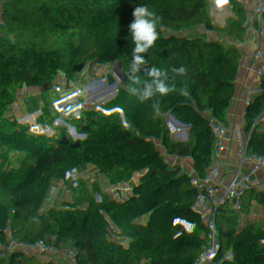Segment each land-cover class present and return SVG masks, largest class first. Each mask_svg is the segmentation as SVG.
Here are the masks:
<instances>
[{
	"label": "trees",
	"instance_id": "obj_1",
	"mask_svg": "<svg viewBox=\"0 0 264 264\" xmlns=\"http://www.w3.org/2000/svg\"><path fill=\"white\" fill-rule=\"evenodd\" d=\"M235 1L0 0V13L9 17L0 26V70L24 76L29 88L19 111L12 103L0 116L3 229L17 205L39 204L36 195L80 192L83 202L82 215L62 238L79 240L86 257L76 242L48 241L31 252L37 263L129 264L127 244L148 256V264H172L169 248L184 252L201 188L202 139L194 152L175 155L159 117L166 95L156 89L159 77L150 75L154 65L145 61L128 74L117 55L135 47L129 25L137 6L158 18L159 37L167 25L177 34L216 27L220 8L231 24L260 18L261 10L238 8ZM251 87L252 98L264 101V68ZM249 149L254 160L263 157L264 134L231 127L225 155L238 199L206 236L207 256L232 229L228 211L235 209L240 220L246 201L264 196V169L237 173ZM155 161L160 165L150 164ZM258 231L263 242L240 264H257L262 255L264 225ZM4 239L13 264H28L13 256L8 233Z\"/></svg>",
	"mask_w": 264,
	"mask_h": 264
},
{
	"label": "built area",
	"instance_id": "obj_2",
	"mask_svg": "<svg viewBox=\"0 0 264 264\" xmlns=\"http://www.w3.org/2000/svg\"><path fill=\"white\" fill-rule=\"evenodd\" d=\"M238 1L242 8L261 10L260 18L247 24H231L229 15L220 8L214 16L216 27H199L177 34L170 26H164L154 45L140 54L160 71V83L171 89L159 109L161 124L169 139L184 153L182 143L192 133L201 136L202 173L213 176L210 190L214 196L213 218L207 221L204 240L222 222L223 209L237 204L238 196L231 191L235 171L225 155L229 130L242 128L250 136L264 134V101L251 96L253 76L264 68V0ZM8 20L6 13H0V26ZM117 57L128 74L142 66L133 65V49ZM181 67L186 69L185 73L174 71ZM27 91L24 76L0 70V116L12 103L19 111ZM249 152L253 154L251 149ZM252 157L243 155L239 175L247 170L243 162H251ZM256 163L264 169V157ZM58 195H45L37 208L20 204L12 211L7 222L10 246L15 248L13 256L24 257L29 264H40L31 255L32 251H41L48 241L63 243L62 234L67 226L61 219L72 213L75 225L77 205L72 197L59 199ZM228 213L233 218L232 229L208 256L206 253L198 256L192 264L213 261L240 264L241 258L263 242L258 230L264 225V196L246 201L240 220L235 209ZM129 248L131 252V246L125 245V254ZM168 254L172 264L187 262L183 252L169 248ZM7 263L13 264V261L0 254V264ZM257 264H264V251Z\"/></svg>",
	"mask_w": 264,
	"mask_h": 264
},
{
	"label": "crops",
	"instance_id": "obj_3",
	"mask_svg": "<svg viewBox=\"0 0 264 264\" xmlns=\"http://www.w3.org/2000/svg\"><path fill=\"white\" fill-rule=\"evenodd\" d=\"M171 144L174 145V143L169 139V145L171 146ZM249 150L245 151L244 155H245V157L250 159V156H253V154H251L249 152ZM173 153L177 156H185L187 154L186 152L182 153L181 151H178L177 153H175V152H173ZM256 161H254V159L252 157L251 162L245 160V162H243V165L247 168L253 167V166L257 167ZM172 166H175V165L172 164ZM185 171L187 172L186 169H185ZM196 177L200 183L201 188H200V192H199V196H198L197 208L195 211V221H194V224H193V226L189 232V236L185 241V246H184L183 254H185V256L187 257L186 264H192L193 259H195L198 256L205 254L204 230L207 227V221L211 220L213 218V208H214L213 198H214V196L212 195L211 190H210V185H211L213 176H211L210 173L200 172V173H197ZM72 193H74V192H72ZM72 193L59 194L58 196H59V199H62L63 197L69 198V197H71V195H73ZM60 204H62V200L60 201ZM3 226H4V222L0 218V249L1 250L3 249L2 252H0V254L7 255L6 254L7 249L4 248L7 245V243L5 242V239H4V236H5L4 231L5 230L3 229ZM5 226L7 228L8 234H9L8 222L5 223ZM8 244L10 245L9 240H8Z\"/></svg>",
	"mask_w": 264,
	"mask_h": 264
},
{
	"label": "clouds",
	"instance_id": "obj_4",
	"mask_svg": "<svg viewBox=\"0 0 264 264\" xmlns=\"http://www.w3.org/2000/svg\"><path fill=\"white\" fill-rule=\"evenodd\" d=\"M132 15L133 20L130 23L129 28L135 45L133 48V65L139 66L145 63L143 56L140 54L146 52L150 47H152L158 38L156 31L158 18H156L155 14L150 12L148 7L145 5H140L134 8ZM174 71H179L183 74L186 72V69L181 67L180 69ZM150 75L158 76L160 75V71L156 68H152L150 70ZM156 89L161 93V95H165L171 91V89L166 87L163 83H157ZM150 95L151 86H149L143 93L145 98Z\"/></svg>",
	"mask_w": 264,
	"mask_h": 264
},
{
	"label": "rangeland",
	"instance_id": "obj_5",
	"mask_svg": "<svg viewBox=\"0 0 264 264\" xmlns=\"http://www.w3.org/2000/svg\"><path fill=\"white\" fill-rule=\"evenodd\" d=\"M235 6L240 8L241 7V4L239 1H235ZM27 90H29V88L27 87ZM201 136L200 134L198 133H192L191 136L189 138H187V140H185L183 143H182V147L184 148V151L186 153H192L194 152L196 149H197V140L200 139ZM171 149L173 152L177 153L178 151H180V148L178 146H176L175 144H171ZM256 161V160H254ZM152 164L153 166L156 164L160 165L159 161H155L154 163H150ZM73 195H71L72 199L74 200V202L76 203L77 205V210H75V213H76V217L78 219V217H80L82 215V211H83V202H82V196L80 194V192H74L72 193ZM37 207V206H36ZM35 207V208H36ZM47 214V212L44 213V215ZM71 218L73 219L74 217H72V213H68L66 214L61 220H64V223L63 225L64 226H67L66 228V232L68 230H70L73 226H69V222L71 221ZM74 225V224H72ZM5 230V231H4ZM4 232L5 233H8L7 231V228H4ZM76 242L80 249H81V252L82 254L86 257V254L83 253V248L81 247L80 243L78 240L76 239H71V240H64L63 243L65 245H68V244H71V243H74ZM62 243V244H63ZM20 257V256H19ZM126 257L129 261V264H148V257H142L140 255H136L134 252L133 254H131L130 252V248L127 249V253H126ZM9 264V263H8ZM29 264V263H28Z\"/></svg>",
	"mask_w": 264,
	"mask_h": 264
},
{
	"label": "water",
	"instance_id": "obj_6",
	"mask_svg": "<svg viewBox=\"0 0 264 264\" xmlns=\"http://www.w3.org/2000/svg\"><path fill=\"white\" fill-rule=\"evenodd\" d=\"M128 78L130 79V75H128ZM196 124V120H195V118L193 117V125H195ZM43 194H39V195H36V196H34L33 197V201L34 202H37V203H39L42 199H43ZM69 211L71 212V209H69ZM76 217V216H75ZM76 225V224H75ZM74 225V226H75ZM73 226V227H74ZM72 227V228H73ZM77 240V239H76ZM79 241V240H78ZM79 243H80V245H81V247H82V244H81V242L79 241ZM131 246V245H130ZM131 250L132 251H134L136 254H139V255H141V256H145V255H143V254H141V253H139L138 251H136L132 246H131ZM46 259V256H43L42 258H41V260L42 261H44ZM8 264V263H7Z\"/></svg>",
	"mask_w": 264,
	"mask_h": 264
},
{
	"label": "bare ground",
	"instance_id": "obj_7",
	"mask_svg": "<svg viewBox=\"0 0 264 264\" xmlns=\"http://www.w3.org/2000/svg\"><path fill=\"white\" fill-rule=\"evenodd\" d=\"M75 222V218L71 219V221L69 222L70 224L74 223ZM69 224V225H70ZM131 254H133V252L131 251Z\"/></svg>",
	"mask_w": 264,
	"mask_h": 264
},
{
	"label": "snow or ice",
	"instance_id": "obj_8",
	"mask_svg": "<svg viewBox=\"0 0 264 264\" xmlns=\"http://www.w3.org/2000/svg\"><path fill=\"white\" fill-rule=\"evenodd\" d=\"M220 2L222 3V2H224V0H220Z\"/></svg>",
	"mask_w": 264,
	"mask_h": 264
}]
</instances>
